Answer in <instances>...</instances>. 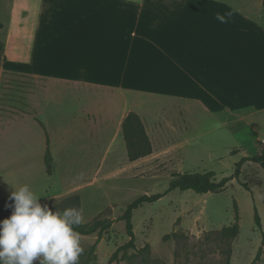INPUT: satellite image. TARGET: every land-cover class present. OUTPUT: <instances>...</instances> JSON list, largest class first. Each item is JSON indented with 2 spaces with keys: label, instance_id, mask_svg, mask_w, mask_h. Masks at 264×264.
Segmentation results:
<instances>
[{
  "label": "crops",
  "instance_id": "obj_1",
  "mask_svg": "<svg viewBox=\"0 0 264 264\" xmlns=\"http://www.w3.org/2000/svg\"><path fill=\"white\" fill-rule=\"evenodd\" d=\"M4 8L19 21L14 32L4 22L0 31L1 114L29 122L38 160L48 135L51 148L103 150L105 133H123L130 112L144 121L154 152L186 141L175 119L185 124L188 113L264 130L263 0H4ZM11 74L46 78L48 87L17 98L3 87ZM147 100L162 102L160 116L145 114ZM173 133L179 139L169 141Z\"/></svg>",
  "mask_w": 264,
  "mask_h": 264
},
{
  "label": "rangeland",
  "instance_id": "obj_2",
  "mask_svg": "<svg viewBox=\"0 0 264 264\" xmlns=\"http://www.w3.org/2000/svg\"><path fill=\"white\" fill-rule=\"evenodd\" d=\"M0 20L7 29L13 32L17 29L18 15L4 8V0H0ZM0 39H5L3 33ZM12 41L14 45V35ZM3 87L12 90L9 95L29 98L35 90L44 93L48 80L11 74L3 79ZM160 102L147 100L143 108L145 114L160 116ZM61 103L58 105L62 106ZM1 113L0 109V123H9L13 128L0 130V221L12 213L9 205L14 202L9 199L13 190L10 184H28L42 196L41 203L48 205L50 201L44 199L56 189L65 191L83 185L79 194L84 223L92 222L100 214L114 220L97 245L99 264H253L260 248L261 256L255 264H264V163L244 164L240 180L249 189L233 178L220 193L169 190L176 173L214 171L218 180L231 177L237 162L258 153L264 130L253 131L238 120L222 126L221 114L213 118L200 114L195 119L188 113L185 124L182 119H175L186 141L172 150L153 152L140 162L128 159L122 132L105 133L101 151L76 150L74 145L62 150L61 144L51 148L48 135L47 148L49 146L52 157L56 158L53 177L45 163L47 149L41 159L37 158L38 150L29 122ZM179 136L173 133L167 139L171 141ZM257 137L260 140L257 141ZM53 140L57 143L58 137L54 136ZM146 194L163 196L133 211L136 249L119 253L118 259L111 262L117 249L130 240L126 221L119 217L130 203ZM236 205L240 214L239 235L231 241L224 240L220 231L234 224ZM256 213L261 217V230L256 223ZM173 233L177 236L164 239ZM80 237L81 246L87 251L97 242L98 234ZM147 244L149 252L143 251ZM229 249L232 253L228 262ZM83 257H86L84 253L80 262ZM38 263L39 260L33 262Z\"/></svg>",
  "mask_w": 264,
  "mask_h": 264
},
{
  "label": "trees",
  "instance_id": "obj_3",
  "mask_svg": "<svg viewBox=\"0 0 264 264\" xmlns=\"http://www.w3.org/2000/svg\"><path fill=\"white\" fill-rule=\"evenodd\" d=\"M264 4V0H263ZM4 24L0 20V31L3 29ZM5 59V43L0 39V72L2 63ZM122 131L127 145V154L128 159L131 162H134L142 157H146L151 155L154 152L153 144L151 138L147 132L146 125L142 118L135 112H130L124 119L122 123ZM262 144L261 152L256 155H250L243 157L239 162L236 163L235 172L231 177H224L221 180L217 179L216 173L214 171L207 172H185V173H176L173 175L174 179L170 182L169 190L181 189L185 190H193L197 193H220L224 191L227 187V184L233 178H236L240 183V177L242 175L243 166L247 162H253L256 164L264 163V142L260 141ZM45 163L48 169V173L51 175L53 173V157L48 146L47 152L45 155ZM246 188L247 185L241 183ZM249 189V188H248ZM163 194L156 195H142L130 203L122 216L119 217V220L126 221V229L128 235L130 236L129 242L120 246L117 251L112 255L111 262H114L118 259V255L121 252H126L130 249H136V241H135V233H134V225L132 222L133 211L143 205L144 203H153L160 199ZM50 208L55 210L63 209L66 207H77L82 211V199L79 193L70 194L61 199H51L48 205ZM256 223L258 228L261 230V217L258 213L255 215ZM114 220L109 217H103L102 214L98 215L93 219L90 223H84L82 226L77 228V231L80 233V236L83 235H93L98 234L97 242L89 247L87 251L84 252L86 257H83L80 264H99L98 257L96 254V248L98 243L101 241L102 236L106 231L111 229ZM240 231V214L238 211V206L236 205V214H235V222L233 225L225 226L220 231V237L224 240L231 241L239 235ZM264 235V234H263ZM177 234H168L164 237L165 240H168L172 237H176ZM150 245L147 244L143 251L149 252ZM228 262L230 261L232 250L228 251ZM261 256V248L253 262L255 264ZM39 264V263H38ZM229 264V263H227Z\"/></svg>",
  "mask_w": 264,
  "mask_h": 264
},
{
  "label": "clouds",
  "instance_id": "obj_4",
  "mask_svg": "<svg viewBox=\"0 0 264 264\" xmlns=\"http://www.w3.org/2000/svg\"><path fill=\"white\" fill-rule=\"evenodd\" d=\"M216 19L226 22L219 14ZM10 185L14 203L10 217L0 221V264H80L85 251L77 231L84 222L82 211L53 210L28 184Z\"/></svg>",
  "mask_w": 264,
  "mask_h": 264
}]
</instances>
